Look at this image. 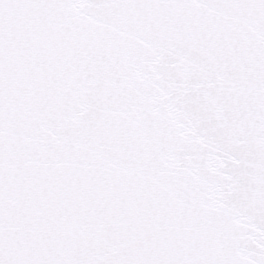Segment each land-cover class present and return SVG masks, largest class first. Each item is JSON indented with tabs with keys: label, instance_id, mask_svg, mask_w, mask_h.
<instances>
[{
	"label": "snow or ice",
	"instance_id": "snow-or-ice-1",
	"mask_svg": "<svg viewBox=\"0 0 264 264\" xmlns=\"http://www.w3.org/2000/svg\"><path fill=\"white\" fill-rule=\"evenodd\" d=\"M0 264H264V0H0Z\"/></svg>",
	"mask_w": 264,
	"mask_h": 264
}]
</instances>
